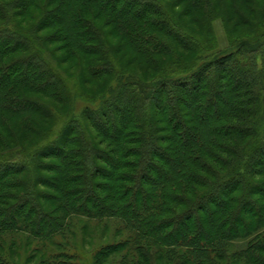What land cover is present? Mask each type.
<instances>
[{
	"label": "trees",
	"instance_id": "1",
	"mask_svg": "<svg viewBox=\"0 0 264 264\" xmlns=\"http://www.w3.org/2000/svg\"><path fill=\"white\" fill-rule=\"evenodd\" d=\"M53 1L0 0V264H14L20 236L55 243L79 216L124 222L115 230L124 238L95 262L264 264V0H236L235 13L225 0ZM225 13L253 34L178 70L179 48L203 50L212 21ZM104 14L108 34L97 26ZM183 19L201 24L202 34ZM113 28L138 68L155 70L170 57L173 72L148 83L125 76L107 38ZM46 29L52 33L39 35ZM83 53L97 61L77 76L91 87L81 88L87 104L76 111L59 65L80 67ZM157 115L170 133H158ZM51 253L39 263L63 264V254Z\"/></svg>",
	"mask_w": 264,
	"mask_h": 264
},
{
	"label": "rangeland",
	"instance_id": "2",
	"mask_svg": "<svg viewBox=\"0 0 264 264\" xmlns=\"http://www.w3.org/2000/svg\"><path fill=\"white\" fill-rule=\"evenodd\" d=\"M46 0H37L38 7L40 5H43ZM168 4L172 3V0H166ZM236 0H225V4L229 10L230 13H235L237 11V3ZM59 3V0H54L52 2V6H56ZM174 3V2H173ZM36 5V6H37ZM238 6V5H237ZM239 7V6H238ZM246 9V8H244ZM173 10L176 13H179V9L177 6L173 7ZM259 11V9H258ZM228 12V11H227ZM216 13H221V8L216 10ZM41 14V9L36 8V16H39ZM108 15H100V18H98L97 26L102 27V29L105 31V33H109L110 27H106V21L108 20ZM35 18V17H34ZM34 18L28 20L26 23H23L24 28H30L34 22ZM185 19V18H184ZM183 19V27L188 30L189 32H193L195 34L201 35V27H203L201 24H189ZM256 20H253L252 22H255ZM187 23V24H186ZM207 23V22H206ZM204 21V26L206 25ZM185 24V25H184ZM264 28V25L262 26ZM262 28V29H263ZM212 29L213 33L208 36V39L206 40L210 42L208 46H206L203 50L199 51L198 49L194 50H186L179 48L178 54H180L182 57L180 58V63L177 65V69L181 71H185L189 66L201 61L202 58H205L204 60L208 61L210 58H213L214 56L218 55L221 56L223 54H227L228 52L235 49V45L238 44L241 39L244 40L243 36L253 34L254 30L252 27H244V28H237L234 26V21H230L225 13V17L217 14L215 17V20L212 21ZM52 33V30H43L41 31L39 35L44 36L45 34L49 35ZM113 34L115 35H109L107 36L109 42L112 45V48L118 51L116 55L120 54L122 56V59L120 62L125 66V76H129L130 74H134L136 78L142 79L141 81L143 83H148L153 81L154 79H161L164 76L162 72H165V75L173 72L172 67H175L176 65L168 64L166 63L168 59L160 58L158 59L157 63L159 66L156 67L155 70H149L147 72L143 71V68H138L140 64V61L135 62L133 61V55L131 53H127L121 50V46L124 45L125 41L121 39V35L116 32V29L113 28ZM248 36V37H249ZM251 39V38H248ZM47 46L50 47V49H53V45L48 44ZM49 49L48 47H46ZM198 50V51H197ZM43 53H45V57L47 60L53 65V67L56 65V60L53 58V55L50 54L44 47H43ZM58 54V53H57ZM55 56V55H54ZM83 60L81 61L80 67L78 65H74L72 62H61L59 65V70L61 74V78L63 82L66 85L68 97L71 95L73 96L72 99H70V102H74L76 111H79L82 109L86 104L87 101L82 96L84 95L81 88L89 89L91 87V84H84L83 82L78 81V75L80 72H82L83 76L86 75V71H89V69L96 64V57L95 55L85 54L83 53ZM60 57V56H59ZM209 57V58H208ZM168 64V65H167ZM74 65V66H73ZM166 65V66H165ZM160 67V68H159ZM58 68V66H57ZM82 70V71H81ZM127 73V74H126ZM110 83V82H109ZM113 87L118 86V82H114L112 84ZM99 89V88H96ZM99 92V91H98ZM72 102V103H73ZM57 110H60L59 107L56 108ZM68 109L61 110L60 113L57 116V120L55 123H53V133L51 134V139L56 138L58 132L62 129L66 114L64 113ZM75 111V112H76ZM157 121H161L160 126H163L161 129H159L158 133H170V128L168 127L167 122L165 119L161 117V115H157ZM86 125V124H85ZM88 126V127H87ZM87 130L92 133L94 136H96L98 139L101 138L100 134L94 130L93 128L89 127V124L87 122ZM162 130V131H161ZM57 134H55V133ZM55 134V135H54ZM45 143L42 142V144ZM160 143V142H159ZM162 145V144H161ZM264 170L261 171V173ZM45 176H49V173L47 171L40 172ZM264 178H261L259 182L262 183ZM39 190L42 191H49V189L44 185L38 186ZM241 192L239 193V195ZM237 195V196H239ZM260 196H257L259 198ZM238 206V201H231L229 202V207L231 209L236 208ZM218 212V211H217ZM123 221L114 217H100V218H88L79 216L73 219L72 223L68 222V226L65 228V237L58 236L56 238V242L54 241H42V240H35V239H29L27 241V244L23 241V238H18L14 242L17 246L21 245L22 250L21 252L16 251L17 254L19 252L18 256H13V263L14 264H42L39 263L41 257L44 255L43 253L45 251H49L50 253H60L63 254V258L61 257L60 260L63 261V264H109L105 262H95V255L96 253L101 250L103 247H105L108 243L117 242L120 239L124 238V234L117 233L115 230L118 228H121L123 226ZM51 240V239H50ZM52 254V253H51Z\"/></svg>",
	"mask_w": 264,
	"mask_h": 264
}]
</instances>
